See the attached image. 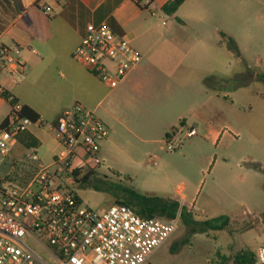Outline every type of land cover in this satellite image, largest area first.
I'll return each instance as SVG.
<instances>
[{
	"label": "rangeland",
	"instance_id": "374dc122",
	"mask_svg": "<svg viewBox=\"0 0 264 264\" xmlns=\"http://www.w3.org/2000/svg\"><path fill=\"white\" fill-rule=\"evenodd\" d=\"M193 7L199 13L190 17L188 11ZM37 17L42 19L39 14ZM161 17L168 23L163 26L160 22L168 39L193 47L175 56L200 62L211 83L207 93L221 96L215 97L221 107L210 118L224 131L223 137L213 144L199 130L192 138L186 137L185 131L181 148L169 152L163 143L165 150L160 151L162 144L135 138L113 115L120 114L129 126H140L135 107L150 105L153 97L171 98L175 100L172 108L191 125L193 111L201 109L207 98L204 89L191 91L171 82L174 88L169 91L168 82L157 74H147L145 81L132 87L105 88L101 98L107 97L102 105L97 110L87 108L106 123L109 136L121 149L110 157L103 154L104 163L95 169L103 189L80 188L78 195L85 205L104 212L122 199L125 190L149 194L169 176L170 193L185 185L186 205H196L187 209L189 218L207 221L229 216L231 223L224 231L192 233L181 220L178 230L150 256L148 264H235L237 253L255 252L264 242V85L258 80V74L264 73V0H196L176 17L165 13ZM217 29L235 39L238 51ZM169 52L173 50L143 53L141 60L148 63L150 57L158 59ZM16 78L24 84L23 74ZM41 93L38 89V99ZM34 148L40 160L22 162L19 156L17 169L28 163H49L54 143ZM170 153L173 164L158 167V158ZM152 156L154 163H150ZM11 171L8 163L0 169L4 176Z\"/></svg>",
	"mask_w": 264,
	"mask_h": 264
},
{
	"label": "built area",
	"instance_id": "2783aa9c",
	"mask_svg": "<svg viewBox=\"0 0 264 264\" xmlns=\"http://www.w3.org/2000/svg\"><path fill=\"white\" fill-rule=\"evenodd\" d=\"M46 15L53 9L40 5ZM18 45H0V57L13 72L24 71ZM143 53L107 23L88 24L73 52L82 64L110 89H115L140 63ZM0 107V264H148L150 256L179 228L175 218H145L127 205L113 204L104 212L85 205L78 195L76 177L95 171L104 163L102 147L109 137L106 123L80 102L55 122L24 114V105L3 97ZM53 132L59 146L48 164H26L33 175L22 182L15 176L12 156L18 137L33 127ZM198 135L194 126H181L165 138V148H181V135ZM19 160L39 161L36 148ZM255 264H264V242L256 250Z\"/></svg>",
	"mask_w": 264,
	"mask_h": 264
},
{
	"label": "crops",
	"instance_id": "0c3cea01",
	"mask_svg": "<svg viewBox=\"0 0 264 264\" xmlns=\"http://www.w3.org/2000/svg\"><path fill=\"white\" fill-rule=\"evenodd\" d=\"M169 1L0 0V45L20 46L19 58L24 64V71L20 72L24 76V84L21 85L16 78L19 73L13 72L0 57V85L48 122H55L76 102L97 110L107 97L105 95L101 98V91L109 87L77 62L73 58V52L85 35L88 24L98 25L104 22L129 39L145 55H152L157 50H173L158 59L150 57L148 63L141 60L119 87H132L145 81L147 74H157L168 82L169 91L173 90L171 82H174L178 88L185 87L191 91L195 90L194 88L204 89L207 96L202 108L193 111L194 122L191 125L183 115L177 114L172 108L174 99L159 97H153L150 105L134 108L140 119V126L127 125V121L123 117L121 119L118 113L113 115V119L122 123L135 138L154 145L162 144L160 151L165 150V138L179 125L196 127L204 139L214 144L220 141L224 134L221 127L210 118L211 114L219 111L218 107L221 106L215 97L220 99L221 96L207 93L211 87L206 84L208 75L200 62L175 56L193 47L168 39L167 34L162 31L160 22L162 21L163 26L168 25L161 17V13H164L162 8ZM195 1L186 0L172 16L176 17L186 5L194 6ZM41 4L51 6L53 13L46 15ZM198 13L194 7L188 11L190 17L198 16ZM37 14L42 19H39ZM178 21L184 23L181 18H178ZM38 89L42 91V97L39 99ZM0 107L4 112L8 110V104L4 100H0ZM114 128L115 124L112 125L113 130ZM52 142L54 148L50 150L49 163L59 146L49 128L35 126L18 137L12 156L22 157L31 148L39 145L48 147ZM120 149L113 137L109 136L103 144L102 156L105 154L110 157ZM169 155L171 153L158 158V167L165 168L166 165L173 164ZM151 158L150 163H154L153 156ZM171 180V177L167 176L165 182L160 183V187L149 194L172 197L179 200L181 206L194 209L195 204L190 207L186 205L185 185H180L175 194L170 193ZM227 182L228 180L226 184ZM215 200L220 202L222 198L215 197Z\"/></svg>",
	"mask_w": 264,
	"mask_h": 264
},
{
	"label": "trees",
	"instance_id": "16d2710c",
	"mask_svg": "<svg viewBox=\"0 0 264 264\" xmlns=\"http://www.w3.org/2000/svg\"><path fill=\"white\" fill-rule=\"evenodd\" d=\"M186 0H170L163 6V12L167 15H174L180 7L185 3ZM222 38L236 46L234 38L227 36L226 33H221ZM239 53V52H238ZM258 80L264 85V73L258 74ZM208 86L211 85L209 80H205ZM3 97L9 100L10 103L18 102V99L9 91L5 90L2 93ZM24 114L37 119L39 115L29 106L24 105ZM183 123V121H182ZM264 171V170H263ZM34 173V170L24 167V169H18L15 172V176L19 177L21 181L26 182ZM97 172L89 171L87 174L81 177H76L78 188H92L97 191L103 189L102 182L96 178ZM116 204L127 205L134 209L140 216L145 218L150 217H162L167 219L175 218L179 211L181 214V220L191 230L192 233L206 232L208 230L224 231L228 229L231 223L229 216H222L207 221H197L189 218V211L184 206H181L179 200L172 197L160 196L155 194H142L134 189H127L124 191L122 199H117ZM264 219V214H263ZM175 245V244H174ZM172 245V247H174ZM257 260L256 251L242 250L234 258L235 264H255Z\"/></svg>",
	"mask_w": 264,
	"mask_h": 264
}]
</instances>
